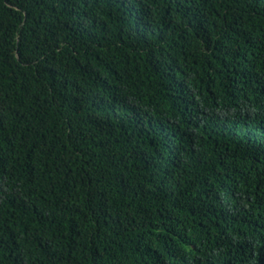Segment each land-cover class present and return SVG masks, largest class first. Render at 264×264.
Returning <instances> with one entry per match:
<instances>
[{"label":"trees","instance_id":"1","mask_svg":"<svg viewBox=\"0 0 264 264\" xmlns=\"http://www.w3.org/2000/svg\"><path fill=\"white\" fill-rule=\"evenodd\" d=\"M0 264H264V0H0Z\"/></svg>","mask_w":264,"mask_h":264}]
</instances>
